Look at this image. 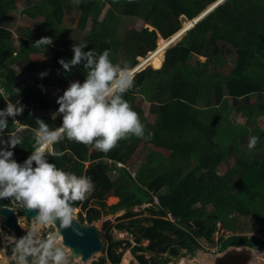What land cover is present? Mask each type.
Wrapping results in <instances>:
<instances>
[{
  "label": "trees",
  "instance_id": "16d2710c",
  "mask_svg": "<svg viewBox=\"0 0 264 264\" xmlns=\"http://www.w3.org/2000/svg\"><path fill=\"white\" fill-rule=\"evenodd\" d=\"M17 1L0 0V23ZM20 1L30 3L34 0ZM152 1L86 0L80 6L82 21H86L88 17L92 20L91 30L86 37L85 51L93 49L99 54L108 49L109 59L113 63L118 54L115 48H124L126 43H132V46L138 49L134 52V57L138 56L140 51H151L146 57L139 58L138 64L135 58L130 66V62H125L130 68L137 64L132 68L133 73L152 61L159 53L148 64L155 69L144 68L136 72L133 75V88L124 94V98L144 124L145 135L151 132L150 138L142 139L129 135L119 140L107 153L95 148L91 150V145L65 138L51 146L62 152V156H49L48 152H45L49 163H54L64 171L91 178L93 191L82 201L69 202L74 209H78L77 220L81 224L85 222L86 226H90L101 215L125 210L115 218V224L108 220L102 223L101 229L105 231L107 244L101 249L105 258L99 259L98 264H104L106 260L110 264H119L121 254L116 253V249L121 245H125L124 248L130 251L137 264H166L170 261V257H164L166 253L173 257H193L197 251L202 250L198 238L212 242L221 216L227 217L232 213L250 217V229L264 235V218L256 213V209L250 207L256 200H264V155L253 157L251 160L242 159L239 155L224 174L219 175L215 171L236 146L230 132L233 126L227 125V110L232 108L228 99H239L252 94L264 96V64L256 61L257 54L264 56V2L224 0L214 7L212 4L217 0ZM62 2L63 0H40L33 7V11L42 8L50 10L53 14V9L59 10ZM106 4L108 8L105 17L98 21V16ZM206 5L214 8L198 21L197 17H194L206 9ZM180 16H184L187 19L185 21L194 18L197 23L188 29L175 45L169 47L170 44L169 48L159 51L166 43L164 39L167 40L180 30ZM123 17L140 19L151 29L142 27L139 31L129 32L130 35H118L116 26ZM41 26L38 39L48 36L46 33L52 29L47 17ZM121 36H125L122 42L119 40ZM10 41L11 33L0 25V90L7 93L9 102L15 103L19 99L24 106L23 111L18 114L19 125L24 127L19 133H23V136L16 133L21 143L14 149H8L7 144L4 147L13 151L11 159L22 163L34 150V129L38 128L37 120L54 129L60 126L61 119L55 123L35 118L31 100L32 104L40 107L48 106L40 95L31 90H19L18 93L13 91L14 87L19 86L20 80L10 67L15 54ZM126 50L125 57L128 54ZM192 56L195 57L193 62H190ZM71 57L72 54L56 51L49 61L58 64L59 59L68 61ZM198 57H203L204 61H200ZM221 58L234 61V66L226 75L217 69ZM82 70L83 62L67 72L63 70L62 74L70 73L79 79L83 75L86 77L87 69L84 74L80 73ZM136 97L157 104L158 110L153 124L147 123L142 110L137 108ZM4 104V98L0 95V109L6 108ZM235 109H248L247 113L251 111L254 117L264 115V101L258 100L253 105L244 104ZM6 120L7 127L0 130L5 141L8 140L9 133L15 130L12 119L6 117ZM254 122L255 120L249 126ZM141 142L151 145L154 149L150 150L146 164L134 177L127 173L132 180H137V183L134 180L133 183L142 192H152L159 199V207L144 209L150 214L149 219H135L138 213L133 212L131 208L140 204H132L131 197L121 194V190L127 185L125 179L117 174L116 178L111 180L108 177L109 165L103 162L110 160L112 165L114 162L124 164ZM257 142H261V137ZM246 147L248 146L244 148ZM155 149L168 153L163 160L166 170L162 174H153L160 165L151 167L150 161ZM256 149L258 147L253 150ZM144 174H147V179L141 181ZM110 195H116L119 199L113 207L106 204ZM208 196L213 197L210 212L198 204ZM1 206L16 207V214L23 216L21 207L24 205L14 197L0 198ZM167 213H171L177 221L173 223L166 219ZM144 221L149 224L143 225ZM221 225L224 227L222 222ZM113 229L129 234L134 244L114 240ZM15 236L19 239L25 237V233L17 225ZM143 240L147 241L145 245H142ZM218 245L220 251L229 246L264 248V241L252 236L231 235L221 239ZM145 252L153 256L147 258ZM6 253H15V245H8ZM26 259L29 261L28 257Z\"/></svg>",
  "mask_w": 264,
  "mask_h": 264
},
{
  "label": "clouds",
  "instance_id": "9594fccd",
  "mask_svg": "<svg viewBox=\"0 0 264 264\" xmlns=\"http://www.w3.org/2000/svg\"><path fill=\"white\" fill-rule=\"evenodd\" d=\"M74 2L78 4L79 0ZM145 25L141 26L147 28L148 25ZM52 43L51 37L43 36L35 41L34 45L46 49V46ZM86 46V44H74L71 48V59L57 61L65 72L75 65H80L81 62L87 69L82 83L71 82L63 94L56 99L59 106L57 113L61 114L60 126L50 129L46 123L37 120L38 128L34 129V150L22 162L23 164L11 159L13 151L6 150L4 147L7 144L8 149H14L21 143L20 137L12 132L7 141L0 139V198L14 197L16 201H22L26 208L38 209L35 221L39 224H53L59 220L62 225L68 226L75 212L69 202L84 200L94 189L90 177L64 171L47 161L46 151L49 156L63 155L62 152L52 148V145L67 138L77 143L91 145L96 150L107 153L119 140L129 135L142 139H148L151 136V132L145 135V126L138 113L124 98V94L133 88L135 73L133 74L132 68L138 63L132 68L127 64L121 66L109 59L108 49L97 54L93 49L85 51ZM46 75V71L39 73L41 78ZM23 107L19 102H9L6 108L0 109V130L7 127L6 117L11 118L14 123V120L18 119V114L23 111ZM14 126L18 128L21 126L19 120L14 123ZM257 140V136L249 137L250 150L255 147ZM114 163V166L118 167L119 162ZM108 164H111L110 160ZM120 164L122 167L119 168H123L127 173L123 164ZM131 177L134 176L131 175ZM144 193L150 197L153 195L152 192ZM148 205H152V198L151 204ZM8 208H13L15 211L14 207ZM15 215L18 216L16 211L14 217ZM13 232L15 235V230ZM33 235L34 233L30 232L16 242L15 251L19 253L17 264H28L26 257L29 255L37 257L34 264H48L49 260L53 264H67L65 253L60 248L54 247L57 237L49 236L47 240H40L33 239Z\"/></svg>",
  "mask_w": 264,
  "mask_h": 264
},
{
  "label": "rangeland",
  "instance_id": "374dc122",
  "mask_svg": "<svg viewBox=\"0 0 264 264\" xmlns=\"http://www.w3.org/2000/svg\"><path fill=\"white\" fill-rule=\"evenodd\" d=\"M149 2H153L152 0H148ZM224 0H217L215 3H213L212 5L216 6L218 3L223 2ZM262 2H264V0H261ZM17 2H21L20 0H18ZM208 5H206L205 8H207ZM214 7H208L207 9H210L209 11H212ZM204 10V9H203ZM132 18V17H130ZM130 18L128 17H123L120 18L116 29H117V34L121 35L124 34L126 31H128V35L129 32H131L132 30H128L127 27H119L122 21H128ZM200 19V18H199ZM185 20H187L184 16H180L178 21L180 22V28L182 27L181 31L177 32L176 34L172 35V37L168 38L167 40H165L166 43H164L162 45L163 49H165L166 47H168L169 44H171L169 47L175 45L178 41L179 38H181L183 36V34L185 33V31H187L189 28H191V26L193 25L192 23L188 22L187 26L185 27V25L183 24L184 22H186ZM142 20H138L137 22V27H138V31L142 28L141 25L144 26V24L142 23ZM197 22V21H196ZM195 22V23H196ZM148 28V26H147ZM135 30V28H133ZM148 30H150V28H148ZM184 31V32H183ZM183 32V34H182ZM182 34V35H181ZM125 38V36H121V42L122 40ZM172 38V39H171ZM178 39V40H177ZM171 40V42L169 43V41ZM177 40V41H176ZM157 41V40H156ZM176 41V42H175ZM174 42V43H173ZM156 47H157V43L155 42ZM166 45V46H165ZM127 46V47H125ZM161 46V45H160ZM159 46V47H160ZM165 46V47H164ZM97 47H99L97 45ZM168 47V48H169ZM117 50V55L114 58V63L115 64H119L121 66H123L125 64V62L129 63L128 65H131V61L133 62V59L135 58L136 61V57H134V52L138 51L137 48H134L132 46V43H126L123 47L120 48H115ZM128 50V54L125 57V50ZM140 49V48H139ZM162 48L159 50H163ZM167 49V48H166ZM126 50V51H127ZM102 52V51H101ZM151 51L149 50H143L139 52L138 55V59H137V63H139L138 61L140 60L139 58H144L146 57ZM165 52V51H164ZM100 53V52H99ZM264 53V51H263ZM98 54V53H97ZM163 57H164V53H163ZM195 56H192V58H190V62H193V58ZM155 58V56H154ZM202 58V57H201ZM199 58L200 61H204V58ZM193 59V60H192ZM256 61L261 62L264 64V56L261 54H257L256 55ZM150 62H147L145 65H143L141 68L144 69L146 68ZM150 66L152 69L153 68L151 65ZM234 66V61L232 60H228L227 58H221V61L219 63V66L217 67V69L219 71H221V73L223 75L228 74L232 67ZM144 67V68H143ZM140 68V69H141ZM22 86V84H20ZM21 86L16 87L15 90H20ZM31 91H33L32 89H30ZM17 92V91H16ZM0 95L4 98V102H5V106H7L8 102V96L7 93L4 90H0ZM249 101L250 103L253 105V103H256L258 100H260L261 102L264 101V96L258 95V94H252L249 96ZM145 100L136 97L135 103L137 105V108H140L142 110V114L144 119L147 121V123L149 124H153L154 123V116H147L146 113L144 112L143 109H145ZM32 103V100L30 102V104ZM248 109H240V110H236L235 108L227 110V120L228 123L227 125L231 124L233 127L231 128V138L234 140V145L235 148L232 150V153L229 155V157L224 160L222 163H220L215 171L217 173H219V175L224 174L235 162V160L238 158V156H242V159H253V157H258V156H263L264 155V115L262 114H257L258 116L254 117V115L251 113V111L249 113H247ZM34 114V113H33ZM16 117V116H15ZM13 117V118H15ZM19 117V115H18ZM253 120H255L254 124L252 126H249L251 122H253ZM18 119L14 120V123H17ZM153 122V123H151ZM24 128V127H23ZM20 131H22L20 128L15 127V130H13L12 132L15 133H19ZM243 131H245V134L242 135ZM11 132V133H12ZM10 134V133H9ZM19 135L23 136V133H19ZM257 136L258 138L261 137V142H257L255 147L253 149H255L256 147H258V149L253 150V149H249L248 147L244 148L245 146H248V140L250 136ZM4 134L0 133V139H3ZM258 141V140H257ZM259 143H261L262 145H259ZM233 145V144H231ZM154 149L151 145H146L143 144L142 142L140 144H138V146L134 149L133 153L130 155V157L128 158V160L123 164L124 168L132 175L135 176L136 172L141 169L147 162V157L149 155L150 150ZM168 153L163 151L162 149H155V153L152 155L151 157V167H156L158 165H160L157 169H155V171L153 172V174H162L165 172V167H164V159L167 157ZM104 163L108 164V160H104ZM161 163V164H160ZM20 164V163H19ZM109 167H112L114 165L112 164H108ZM108 167V168H109ZM117 176V174H114L112 172L108 173V177L113 180L115 179ZM143 177H141V181H145L147 179V174L142 175ZM134 182L137 183V180L135 178H133ZM164 188L161 189V191H163ZM114 198H111V200H107V205H109L108 203L114 204L112 203L114 200ZM213 199L212 196H208V198L205 200H201L198 204L199 207L204 208L205 211L210 212L212 210V206H211V200ZM112 201V202H111ZM254 204V205H253ZM253 204L251 203L250 207L253 209H256V213L262 215V217L264 218V200H256L253 202ZM156 209V206L152 205H139L137 208L134 206L131 208V210L133 212L138 213V215L136 216L135 219H149L150 218V214L148 212H146L144 209H147L149 207ZM15 211L17 210L16 207ZM135 209H138L137 211H135ZM77 213H78V209H75L74 212V218L77 219ZM117 216L116 211H114L112 214L109 215H101V217L93 222L91 224V226H94L97 230V232H99V236H100V240L102 243V249L103 246L106 247L107 242H105V231L101 229L102 223L106 220L110 221L112 224H115V218H113V216ZM15 220H16V225L18 226V228L23 231L25 233V236L32 232L34 233L33 235V239H40V240H47L49 238V236H55L57 237L56 242L54 247H58L60 248L64 253H65V258L67 260V264H84L83 262L80 261V258H72L70 255V251L68 248L64 247L62 245V240L60 238V236L57 234L55 228L53 227V224H39L35 221V219L32 220H28L26 219L24 216H16L15 215ZM127 221V220H124ZM220 221L224 224V227L221 224V222H217L216 225V230L213 233L212 242H207L205 241V239L203 238H198V242L202 247L201 251H197L196 255L193 257H190L189 255H178L177 257H173V256H169L167 253L164 254V257H170V261L167 262L166 264H211V259H212V255L214 254H218V249L216 253L211 254L210 252L212 250L215 249L216 251V247L219 248L218 243L220 242L221 239H225L231 235H248L250 232H253L255 230H251L250 226L252 225L251 219L250 217H244L241 216L240 214L238 215H233L230 214L229 216H221ZM115 222V223H114ZM143 225H148L149 222L148 221H144L142 222ZM83 226H86L85 222L82 224ZM219 228V230H218ZM112 237L114 240H122V241H129L132 245L134 244L132 241V237L125 233V232H119V231H115L112 230ZM215 239H217L218 241L215 242ZM19 240V238L15 237L14 232H9L3 224L2 218L0 217V264H17V258L19 256V253H17L15 251V253H12L11 255H7L6 253V248L8 245L10 244H14L16 245V242ZM147 243V241L143 240L142 241V245H145ZM125 245H121L116 249V253L121 254L120 256V262L119 264H122L123 260L127 257V262L125 264H137L134 257L131 255L130 251L126 248H124ZM221 248H219L220 251ZM184 251V250H183ZM223 251V250H222ZM221 253V251H220ZM39 254H37L38 256ZM145 257H150L153 256V254L149 253V252H145L144 253ZM29 261L28 264H34V261L37 259L36 256H32L29 255L28 256ZM101 258H105V253L104 251H100L97 253H94V255H92V257L85 262L86 264H98L99 259ZM48 264H53V262L51 260H49ZM104 264H110L108 262V260L105 261Z\"/></svg>",
  "mask_w": 264,
  "mask_h": 264
},
{
  "label": "crops",
  "instance_id": "0c3cea01",
  "mask_svg": "<svg viewBox=\"0 0 264 264\" xmlns=\"http://www.w3.org/2000/svg\"><path fill=\"white\" fill-rule=\"evenodd\" d=\"M39 2L40 0H34L30 3H24L22 1L16 2L14 7L8 10L7 15L2 19L0 25L11 33L10 42L15 54L10 67L20 80L19 86L22 84L20 90L32 89L36 91L42 98V101L48 105L47 107H40L39 105L31 103L35 118L46 119L58 123L61 119V114L57 113L59 107L56 103L57 97L63 94V91L71 82L80 81L82 83L85 76L83 75L78 79L75 75L72 76L70 73L64 75L62 74L63 68H61V65L56 63L53 64L49 59L55 56L56 51H64L72 54L71 48L74 44H86V37L91 30L92 20L91 17H88L86 21L83 20V22L80 17V6L86 2V0H79L78 4L75 3L74 0H63L59 10L53 9V14H51L50 10L42 8L39 9V11H33V7ZM107 8L108 5H104L98 16V21H101L105 17ZM45 17L48 18L49 25L52 26L51 31H48L50 34H48V32L46 34L53 40L52 45L46 46V49L34 45L41 34V24ZM138 20L137 18H130L128 21H122L119 27H127L128 30L130 29L132 31L134 30L133 28H135V30L138 31ZM142 23L143 22H141V24ZM148 28L151 29V27ZM127 33L128 31L124 34L126 35ZM22 42L25 43L23 44ZM135 57L137 61L138 56ZM228 60L230 61V59ZM45 71L47 75L41 78L39 73ZM85 71L86 69L83 67L80 73L84 74ZM15 89L16 87L13 88V91H17L18 93V90ZM249 98V96L239 99L229 98L228 104L232 107L230 109L237 108V106L244 104H251ZM17 102H20V100H16L15 103ZM20 104L22 105L21 102ZM145 104V109L143 110L146 115L150 117L154 116L156 119L158 110L157 104L155 102H145ZM19 128L23 129V126H19ZM111 198H114V201L111 202L115 203L111 205L108 203V206L113 207L117 204L119 199L116 195H110L106 199V202L107 200H111ZM135 207L137 208L138 206ZM137 210L138 209H135V211ZM124 212L125 210H119L116 213L118 216L122 215ZM113 218H116V216H113Z\"/></svg>",
  "mask_w": 264,
  "mask_h": 264
},
{
  "label": "water",
  "instance_id": "95a60500",
  "mask_svg": "<svg viewBox=\"0 0 264 264\" xmlns=\"http://www.w3.org/2000/svg\"><path fill=\"white\" fill-rule=\"evenodd\" d=\"M210 9H207L209 11ZM201 13L197 20L204 16L207 12ZM195 19L192 20L194 24ZM172 37V36H171ZM172 39V38H171ZM171 40L169 41V43ZM146 68L152 69L150 66ZM94 147L91 148V150ZM108 171L120 174L126 181L127 185L121 190V194H125L132 198L131 203L135 204H151V197L140 191L133 183L131 177L123 168L112 166ZM38 209H28L22 207V213L27 219H35ZM14 209L5 206L0 207V216L4 226L8 231L15 230ZM57 234L62 240V245L69 249L72 258H80V261L87 262L94 253L100 252L102 243L97 230L94 226H83L76 218L70 222L68 226L61 224L59 220L53 223ZM260 258V259H259ZM211 264H264V248L248 247V246H229L221 253L212 255Z\"/></svg>",
  "mask_w": 264,
  "mask_h": 264
},
{
  "label": "built area",
  "instance_id": "2783aa9c",
  "mask_svg": "<svg viewBox=\"0 0 264 264\" xmlns=\"http://www.w3.org/2000/svg\"><path fill=\"white\" fill-rule=\"evenodd\" d=\"M117 166L118 167H122V165L120 164V163H117ZM151 198H152V204L154 205V206H156V207H159V205H160V203H159V199H158V197L156 196V195H151ZM166 219H168L169 221H171V222H173V223H175L177 220H176V218H174L173 216H172V214L171 213H167V215H166ZM221 225V224H220ZM218 230H219V228H218ZM215 231H217V230H215ZM247 237H250V236H252V237H255V238H258V239H260L261 241H264V235H262L260 232H258V231H253V232H250L248 235H246ZM218 240L217 239H215V242H217ZM217 247H216V251H215V249L214 250H212L210 253L211 254H213V253H216L217 252Z\"/></svg>",
  "mask_w": 264,
  "mask_h": 264
},
{
  "label": "bare ground",
  "instance_id": "6f19581e",
  "mask_svg": "<svg viewBox=\"0 0 264 264\" xmlns=\"http://www.w3.org/2000/svg\"><path fill=\"white\" fill-rule=\"evenodd\" d=\"M218 4H219V3H218ZM214 7H215V6H214ZM206 9H207V8H206ZM206 9H204L201 13L205 12ZM207 12H208V11H207ZM207 12L204 14V16L207 14ZM209 12H210V11H209ZM201 13H199V14H198L197 16H195L194 18L200 16ZM194 18H193V19H194ZM201 18H202V17H201ZM201 18H200V19H201ZM193 19H191V20H193ZM200 19H199V20H200ZM191 20H188V21L184 22L183 24L186 25V24H187L188 22H190ZM199 20H198V21H199ZM196 23H197V22H196ZM194 24H195V23H194ZM194 24H193V25H194ZM193 25H192V26H193ZM192 26H191V27H192ZM182 27H183V25H182ZM182 27L180 28V30L182 29ZM189 29H190V28H189ZM180 30H178L177 32H179ZM177 32H176V33H177ZM183 32H184V31H183ZM183 32H182V34H183ZM185 32H186V31H185ZM176 33H175V34H176ZM182 34H181V35H182ZM171 44H172V43H171ZM169 45H170V44H169ZM169 45H168V46H169ZM163 50H164V49H163ZM154 51H155V50H154ZM152 52H153V51H152ZM150 53H151V52H150ZM158 54H159V53H158ZM158 54H157V55H158ZM157 55L155 56V58L157 57ZM155 58H153L152 61H153ZM152 61H150V62H152ZM146 66H147V65H146ZM143 68H144V67H143ZM141 69H142V68H141ZM141 69H139V70H141ZM139 70H137V71H139ZM137 71H135L134 73H136ZM134 73H133V74H134ZM22 164H23V163H22ZM127 257H128V256H126V258L123 260L122 264H125V263L127 262ZM259 259H260V258H259ZM84 264H86V263H84Z\"/></svg>",
  "mask_w": 264,
  "mask_h": 264
}]
</instances>
